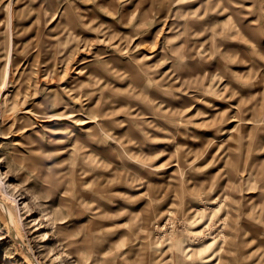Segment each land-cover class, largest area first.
Returning a JSON list of instances; mask_svg holds the SVG:
<instances>
[{
	"label": "rangeland",
	"instance_id": "rangeland-1",
	"mask_svg": "<svg viewBox=\"0 0 264 264\" xmlns=\"http://www.w3.org/2000/svg\"><path fill=\"white\" fill-rule=\"evenodd\" d=\"M0 180V264H264V0H0Z\"/></svg>",
	"mask_w": 264,
	"mask_h": 264
},
{
	"label": "bare ground",
	"instance_id": "bare-ground-1",
	"mask_svg": "<svg viewBox=\"0 0 264 264\" xmlns=\"http://www.w3.org/2000/svg\"><path fill=\"white\" fill-rule=\"evenodd\" d=\"M213 29V28H212ZM211 29V30H212ZM204 31V30H203ZM226 34V33H225ZM230 34V33H229ZM231 37V36H230ZM229 37V38H230ZM224 44H225V42H224ZM212 55H213V53H212ZM190 73V72H189ZM71 178V177H70ZM74 181V180H73ZM5 186V184L4 183H2V181L0 180V194H1V196H2V200H5L6 198L7 199H9L10 200V202L12 203V204H14V209L17 211V209H19L18 207H19V204L16 202V199L15 198H12V196L10 197L9 195H8V192H7V189L4 187ZM68 187V186H67ZM73 187V186H72ZM3 188V189H2ZM72 190V189H71ZM73 190H74V188H73ZM65 191V190H64ZM70 193H71V191H69ZM68 192V194H70ZM71 196V195H70ZM69 205V204H68ZM68 205H65V206H68ZM0 211L4 214V216H5V218H6V220H4V222H7L8 223V225H9V227H11V230H12V235H13V237L14 238H16V240L18 241V242H21V243H23V240H22V238H21V236L15 231V230H13V229H15V228H13L15 225H16V222H15V217H17L13 212H12V209L11 208H8L6 205H5V203H3V202H0ZM89 222V221H88ZM88 224V223H87ZM20 225V224H19ZM24 226V225H23ZM87 226V225H86ZM76 230V229H75ZM63 234H65V233H63ZM74 236V235H73ZM63 237H65V236H63ZM75 237V236H74ZM62 238V237H61ZM67 238V237H66ZM70 238V237H69ZM61 240V239H60ZM101 241V240H100ZM72 242V241H71ZM59 243H61V242H59ZM62 245V244H61ZM69 248V247H68ZM67 250V249H66ZM81 250V249H80ZM80 250H78V251H80ZM185 251H188V248H186L185 249ZM73 252V251H72ZM76 252H77V250H76ZM30 255V254H29ZM80 255V254H79ZM81 259V258H80ZM30 263L31 264H41V262H39V260L38 259H36L35 257H32L31 258V260H30ZM29 263V264H30Z\"/></svg>",
	"mask_w": 264,
	"mask_h": 264
}]
</instances>
